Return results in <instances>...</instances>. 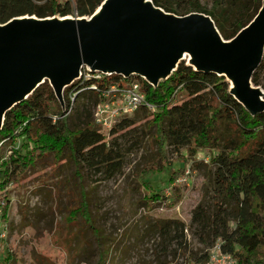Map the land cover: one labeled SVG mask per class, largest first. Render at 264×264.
I'll return each mask as SVG.
<instances>
[{
  "label": "trees",
  "instance_id": "16d2710c",
  "mask_svg": "<svg viewBox=\"0 0 264 264\" xmlns=\"http://www.w3.org/2000/svg\"><path fill=\"white\" fill-rule=\"evenodd\" d=\"M103 1L0 0V23L26 15L90 16ZM152 1L179 16L193 12L209 15L226 40L248 26L264 3L212 0L209 8L201 0ZM133 80L142 83L147 101L153 106L152 110L144 107L150 117L146 128L141 130L135 120L126 117L111 128L109 135L96 129L94 110L104 94L115 84ZM253 82L259 85L256 74ZM63 100L47 80L7 111L0 129V208L4 218L11 205L10 184L25 178L46 158L52 156L53 162L59 163L67 156L78 172L92 170L109 180L123 170L127 155L139 148L152 130L150 137L158 147V159L151 169L157 173L169 166L167 147L184 148L189 156L197 155L200 149L216 151L209 162L215 195L235 208L231 214L219 205L212 216L211 209L200 204L192 223L205 229L214 217L217 231L227 232L233 215L235 226L221 250L234 256V264H264V110L252 113L238 101L226 76L197 70L185 61L158 85L138 74L125 77L84 69L82 76L64 89ZM179 172L169 178L172 193L179 192L175 184ZM166 200L159 193L145 196L147 207ZM73 214L82 215L92 225L85 198ZM174 228L178 236L185 224L177 220Z\"/></svg>",
  "mask_w": 264,
  "mask_h": 264
},
{
  "label": "rangeland",
  "instance_id": "374dc122",
  "mask_svg": "<svg viewBox=\"0 0 264 264\" xmlns=\"http://www.w3.org/2000/svg\"><path fill=\"white\" fill-rule=\"evenodd\" d=\"M201 2L209 8L212 5V0ZM84 69L90 71L84 67L82 73ZM254 74L259 85L253 82L252 87L262 99L264 49ZM129 118L142 130L150 117L142 108ZM93 124L109 135L116 123L103 126L93 118ZM152 133L127 155L123 170L112 179L103 180L92 170L78 172L67 156L59 163L50 156L25 178L12 182L7 218L0 208V264H212L210 256L219 254L232 234L233 215L227 232L217 231L214 217L205 229L193 224L192 217L200 204L211 209L212 216L219 205L233 214L234 204L215 195L206 160L216 151L200 149L189 156L184 148L167 147L169 166L157 173L151 169L158 159ZM125 144L128 147L129 142ZM188 169V182L178 184L179 192L172 193L171 174L180 171L178 177ZM158 193L167 200L147 207L145 196ZM84 198L92 225L82 215L73 214L83 206ZM177 220L185 228L175 236Z\"/></svg>",
  "mask_w": 264,
  "mask_h": 264
},
{
  "label": "water",
  "instance_id": "95a60500",
  "mask_svg": "<svg viewBox=\"0 0 264 264\" xmlns=\"http://www.w3.org/2000/svg\"><path fill=\"white\" fill-rule=\"evenodd\" d=\"M106 1L109 8L96 23L89 22L96 11L71 16L74 21L63 24L12 23L19 17L0 23V129L7 111L47 80L61 102L64 89L84 67L125 77L138 74L158 85L160 76L167 79L184 60L174 66L181 52L194 56V64H188L197 70L233 74L236 88L231 93L236 99L252 113L264 110V97L252 87L264 49V3L248 26L226 40L204 13L179 16L152 0L151 7L142 0Z\"/></svg>",
  "mask_w": 264,
  "mask_h": 264
},
{
  "label": "built area",
  "instance_id": "2783aa9c",
  "mask_svg": "<svg viewBox=\"0 0 264 264\" xmlns=\"http://www.w3.org/2000/svg\"><path fill=\"white\" fill-rule=\"evenodd\" d=\"M144 107L153 109V106L147 101L142 83L139 80H133L127 84L111 86L104 94V99L97 104L93 118L100 125L112 126ZM206 161L210 162V159ZM190 176L191 170L188 169L176 177L175 184L180 185L183 182H188ZM210 261L212 264H234L236 259L232 254L221 251L219 254H212Z\"/></svg>",
  "mask_w": 264,
  "mask_h": 264
},
{
  "label": "bare ground",
  "instance_id": "6f19581e",
  "mask_svg": "<svg viewBox=\"0 0 264 264\" xmlns=\"http://www.w3.org/2000/svg\"><path fill=\"white\" fill-rule=\"evenodd\" d=\"M143 3L148 6L151 7V1L150 0H142ZM109 1L104 2L95 12V14L93 15L92 19L89 20L90 23H96L98 22L103 16L104 14L107 12L108 8H109ZM23 21H30V22H38V23H44V24H52V23H66V22H72L74 21V19L71 16H67L64 18H56V17H50V18H45V19H37L34 16L33 17H29V16H22L19 18H15L12 23H21ZM84 21V20H82ZM231 43L229 42H224L223 45H230ZM184 58V60H186L187 63L190 64H194V56L192 54H188L186 52H181L180 53V60L176 61L174 66H177L179 62H181V59ZM228 78L232 81V84L235 88V76L231 73H227ZM163 78V75L160 76L159 80H161ZM150 79V78H149ZM33 90V89H32ZM32 90L30 89L29 91H27L25 93V95L31 94Z\"/></svg>",
  "mask_w": 264,
  "mask_h": 264
}]
</instances>
